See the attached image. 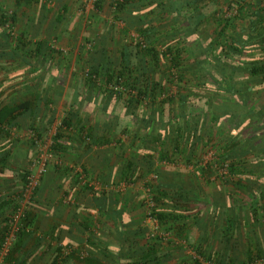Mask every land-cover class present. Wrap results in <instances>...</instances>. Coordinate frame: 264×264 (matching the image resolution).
Returning <instances> with one entry per match:
<instances>
[{"label": "trees", "instance_id": "trees-1", "mask_svg": "<svg viewBox=\"0 0 264 264\" xmlns=\"http://www.w3.org/2000/svg\"><path fill=\"white\" fill-rule=\"evenodd\" d=\"M20 1L39 2L41 26L47 21L46 14L52 11L49 6L53 5L47 2L54 4V0H17V3ZM215 1L110 0L113 24L115 21L122 24L119 29L110 25L112 31L117 30L121 36L119 41L122 43L118 41V49L114 50L118 54L114 59L111 50L107 49V40L110 42L114 35L104 28L100 37H104L105 42L95 45L92 50L98 58L91 65L88 63L82 88L80 83L67 86L64 81H59L57 84L64 93L68 109L61 125L68 130L76 124V137L88 144L111 145L113 150L121 149V140L127 136L131 139L128 149L136 156H120L123 166L119 179L134 185L136 180L148 176L144 188L153 201L149 216L157 221L159 229L178 235L177 238L198 258L212 264H253L256 259L264 260V246L256 230L252 231L264 220V0H229L228 15H218L212 5ZM103 2L105 0H95L93 10L96 8L95 11L101 12ZM60 8V16L57 14L54 22L58 25L68 9L66 2ZM145 9L148 11L143 12ZM210 23L213 27L209 31ZM6 24L13 32L16 19L13 14L2 11L0 6V26ZM45 33L46 39L33 44V49L27 47L32 42L27 45L28 38L23 33H17L14 38L4 32L1 36L8 42V48L16 41L11 48L13 57L20 50L26 53L25 56H42L46 61L54 51L48 44L52 32ZM156 73L165 75L162 81L155 77ZM255 97L262 100L261 105L254 101ZM41 101L45 100L39 98L36 102L29 100L0 106V127L17 128L16 118L21 116L20 112L31 114L37 108L35 103ZM80 114L87 118L94 115L97 133L85 128L82 119L78 118ZM108 121L105 133L100 135L102 123ZM49 124L41 130L31 127L27 132L40 139L42 133L48 131ZM129 127H133V131ZM65 137H70L67 131H55L49 148L53 157L65 148L59 142ZM135 140H139L138 145ZM198 142L213 148L212 159L200 167L198 175L205 183L214 175L223 186L230 188V195L224 194L221 204L213 199V209L207 215L212 228H215L216 219L220 220L217 225L222 244L220 252L208 248L209 243L202 233L192 242L185 232L186 223H201L196 215H191L194 209L188 203L197 200L198 195L190 190L195 189L198 182L192 174L177 169L174 163L178 159L186 162L185 165H194L192 161L197 162L199 156ZM29 143L35 145L34 139L30 138ZM248 144L251 147L246 149ZM4 159L2 157L0 161ZM155 162L164 166L158 168ZM105 163L110 167V159ZM167 166L173 168L166 169ZM80 168L87 180L81 187L91 190L88 183L95 180L86 168ZM137 168L139 171L135 172ZM46 172L40 177L30 204L40 191L41 179ZM28 173L26 171L21 176L22 191ZM73 177L74 182L80 184L77 174L73 173ZM238 195H242L240 199H237ZM140 205L143 208L142 221L136 227H122L119 211L108 214L116 228L115 242L112 239H92L90 230L86 247L82 240L78 246L57 242L50 252L54 255L48 264H73L70 259L76 253H85L82 258L78 256L88 264H169L168 258L180 246L171 240L150 237L148 228L143 225L146 207L143 202ZM17 208L18 204L7 221L5 218L7 225L0 233L1 248L8 234V221ZM21 221L23 227L15 239L30 233L31 210H26ZM88 223L87 219L83 220L80 228L88 232L91 229ZM241 225L252 236L246 241L245 259L237 261L235 247L230 246ZM121 228L124 230L118 231ZM108 233L111 235L113 230L103 226L100 234L106 236ZM66 252L70 254H64ZM88 253H97L100 258H92ZM187 259H180L175 264H198L193 257L191 261Z\"/></svg>", "mask_w": 264, "mask_h": 264}, {"label": "crops", "instance_id": "crops-1", "mask_svg": "<svg viewBox=\"0 0 264 264\" xmlns=\"http://www.w3.org/2000/svg\"><path fill=\"white\" fill-rule=\"evenodd\" d=\"M0 3L3 4L5 11L15 16L18 33L36 34L33 37L35 43L46 39L43 35L48 28V24L40 25L39 19L42 18V9H40L39 2L30 1L26 3L20 1L17 3V0H0ZM52 16L53 13L51 12L46 16V19L55 22L57 15L53 18ZM62 16L65 21L66 12ZM100 16L97 18H100ZM62 23L59 24L58 29L64 27ZM55 26L56 23H53V27ZM65 26L68 27L69 24ZM74 26L72 25L71 31ZM7 43L2 40L0 35V106L5 104L17 105L29 100L36 102L39 98L45 101L34 102L37 108L31 114L21 110L23 111L20 112L21 116L16 118V123L19 126L16 125L17 128H11V130H14L15 135L7 127L8 131L4 130V126L0 127L2 129L0 130V160L5 157L4 161H0V233L2 227L7 225L6 221L8 216L13 213L14 206L16 207L18 204V197L22 191L21 176L26 172L27 169L25 168L30 160L31 148L29 141L23 137L22 133L27 132L31 127L41 130L50 123V127L55 125V130L67 131L70 137H65L59 141L61 146L65 148L55 156L54 162L49 164L46 175L41 179L40 191L34 197L35 200L29 204L31 207L28 205L32 217L31 232L14 239L15 241L11 243V245L14 244L13 246L0 247V264H46L48 258L53 257L54 253L50 252L57 246V242L77 244L82 240L85 246L86 237L91 233L90 230L96 238L102 240L112 239L115 242L116 228L108 214L119 211L122 227L124 225L136 227L142 221L143 208L140 203L143 197H141V194H144V182H146L148 176L142 180H136L134 185L121 182L119 179L123 166L120 162V156L122 154L124 158L136 156L135 152L128 149L131 139L127 136L123 137L121 140L123 142L122 148L119 149L118 147V149L113 150L111 145L88 144L76 137V124L66 130L61 125V121L68 109L64 102V93L62 94L60 86H57V84H59V81H64V83L67 82V86H71L80 83V81L74 79L73 74L68 75L67 79L65 78L67 74L62 73L60 75L56 69L59 70L64 67L61 63L58 64L60 67L57 68L47 63L50 66L52 65L54 71L51 72L52 75H49L46 72V66L48 65H46V61L42 56L31 59L29 56H25V52L17 50L18 55L13 57L11 48L14 45L11 43V48H8ZM107 49L109 50V47ZM5 55L6 57H4ZM39 73L42 74L39 75ZM36 86H38L37 89H35ZM78 118L82 119L81 121L86 129L97 133L96 123L90 115L87 118L85 114H80ZM109 123V121L102 123L99 131L100 135L105 133V128ZM129 130L133 131V127H129ZM83 142L86 144H83ZM138 144L139 140H135V145ZM108 159L111 162L110 167L105 166ZM155 165L158 168L164 166L158 162H155ZM77 166H83L88 170L92 179L95 180L93 181L96 183L94 188L92 186L91 190L82 188L74 182L72 171ZM166 169L171 168L166 167ZM138 171L137 168L135 172ZM187 173L190 174L191 171ZM192 175L195 177L193 173ZM196 181H201L204 184V180L198 174L196 175ZM209 184L213 186V191L210 190V186L201 188V184H198V187L196 186L192 191L190 190V193L198 195L197 200L188 202L191 204L190 208L193 207L194 209L191 215H196L201 223L197 225L191 222L186 223L187 229H185V232H188V239L192 242L196 241L197 236L202 233L201 235L206 236L207 243H209L208 248L211 247L210 250L220 252L222 244L219 239V230H217L220 220L216 219L215 228H212L211 224H208L207 215L213 209L211 203L217 199L221 204L224 201V194L225 196L230 195V188L226 186L221 188L212 182ZM226 200L229 204V199ZM215 210L219 211L218 208ZM198 211L200 212L198 213ZM5 218H7L6 221ZM86 219L91 226V229L88 232L86 231L87 233L80 228L81 222ZM213 221L211 222L213 223ZM117 225L120 226L119 223ZM143 225L148 227L145 222ZM103 226L113 230V233L111 235L108 233L106 236L103 234L97 236L98 231L94 232L93 227L103 228ZM123 230L124 228H121L118 231ZM171 234L178 236L174 233ZM235 236L236 234L233 235L232 240L235 239ZM92 239L94 238L92 237ZM245 248H247L246 242ZM174 253L168 258L169 263H176L180 259L187 258V256H182L173 259L176 256ZM224 253H227V251ZM89 254L92 258H100L97 253Z\"/></svg>", "mask_w": 264, "mask_h": 264}, {"label": "rangeland", "instance_id": "rangeland-1", "mask_svg": "<svg viewBox=\"0 0 264 264\" xmlns=\"http://www.w3.org/2000/svg\"><path fill=\"white\" fill-rule=\"evenodd\" d=\"M109 1L110 0H105V2H103L104 7L102 8L101 12L97 13V12H95L96 8L94 10L92 8L89 10H85L86 4H84L83 0H54L53 7L51 6V8H50V10H52L53 12L49 11L46 14V16H47L48 14H51V12H52L53 13L52 18L57 15L56 14L57 12L59 15V13H61V11H60L61 5L66 2L68 9L66 11L65 21L64 20L62 21L63 22L62 25L64 26L63 28L58 29L57 27L59 25H57V24L55 27H53V23H54L53 20L49 19V21H48V18H47V21L44 23V24H48V27H49L45 31L50 30V32H52L51 37H49L48 44H49V47L54 51L53 53H51V56L46 60V65H48L47 63H50L53 65V67L57 68V67H60L58 64L61 63V65L64 67L60 68L59 70L56 69V71H58L60 75H62V73L64 75L67 74V76L65 77L66 79H67L68 75L73 74L74 75L73 78L77 79V81H80L81 88L83 86V80H84L86 72L88 70V63H90V65H91L92 61L98 58V54L97 53L92 54V50L95 49V45L98 44V46H99L100 42H105V40H103L104 37H100L101 33L103 32V29L107 28L114 35V37L110 39V42L107 40V47H109V50H111L114 59L116 58V56L118 54V52H114V50L118 49V46H119L118 43L119 42H120V44L122 43L121 40L119 41L121 36L118 35V31L115 30L113 32L111 27H110V25L113 24V18H112V7L110 6ZM228 4H229V0H216L212 5H214V8L216 9V11H218V15L224 14V13H226L228 15V14H230V12L227 9ZM0 6L2 8V11H5L2 3H0ZM148 9L143 10V12H147ZM5 12H7V11H5ZM92 13H94L96 15H93ZM98 15L99 16L101 15L100 18H97V17H99ZM130 17L134 18L135 16H130ZM115 23L113 25L115 27H117V29L121 28V26H122L121 23L116 22V21H115ZM67 24H69L68 27L65 26ZM72 25H75V26H74L73 30L71 31L70 29H71ZM209 25H210V27H209V31H210L211 26L213 27V23H210ZM9 29H10V27L7 24L0 26V31H1L0 35L3 34V32L8 33V34L10 33L11 36L14 38L16 36V34L18 33V31L16 30L17 29L16 24H15V29H13V32L10 31ZM45 31H44L43 36L46 38L47 36H46ZM130 34H132V36L135 35V33L133 31H131ZM25 35L28 38V40L26 41V44L30 45V43L32 42L31 46H27V47H30V49H33V44H35V42L33 41V37L36 36V34L30 33V34H25ZM40 36H42V35H40ZM88 41L90 43H88ZM11 43L14 45V43H16V41L11 42ZM157 48H159V47H157ZM4 57H6V55ZM38 57L39 56H31L30 58L35 59ZM52 65L46 66L49 74L53 71ZM41 74L42 73H39V75H41ZM156 74L157 75H155V77L160 81H162L163 77H165V75H162L160 73H156ZM37 88H38V86L35 87V89H37ZM254 101L256 103H260V105L262 103V100L257 99L256 97H255ZM91 117H92L91 119L94 121V115H92ZM56 121H57V119H56ZM50 125L48 126V131L43 132L42 137H40V139H38L39 144L34 145V144H30L28 142L29 146L31 148V152H30V160L28 162V165H26V168H25L27 170H25V171H29V169H32L33 168L32 161H34L42 152H46V150H48L50 148L49 146L52 144V136L55 134V131H56L54 128L55 125L54 126L52 125L51 127H50ZM4 130L8 131V129H5V128H4ZM9 130L13 133V135H15L14 130H11V129H9ZM22 134H23V137H25L27 139V141H29V139L32 137L31 134L26 132V131L23 132ZM198 143L199 144L197 145L198 146L197 152H198L199 156L197 157V162H195L194 160L192 161V163L194 165H192L191 163L185 165L186 162H184L183 160L179 161L178 159L174 163V166H177L176 167L177 169H181L183 171L187 170V172L191 171L190 174L193 173L195 175V178H196V175L198 173H200V167L204 166V163H207L213 157V148H211L209 146H203L201 144V142H198ZM247 147L250 148L251 144H248V146L246 145V149H247ZM54 158L55 157H53V159L49 162V164L54 162L53 161ZM167 167H170L171 169L173 168L171 166H167ZM35 170H36V168L33 169V171H35ZM39 182H40V179H39ZM91 182H93V181H91ZM196 182H198V181H196ZM210 182H212L213 184H216L217 186H220L221 188L224 187L218 179L216 180L214 175L211 177V180H209L208 183L204 182V184H202V182L199 181L197 183V185L201 184L200 185L201 188L202 187L205 188V187L210 186V190L213 191V186L211 184H209ZM93 183L96 186V183L95 182H93ZM79 185L82 186L81 183ZM145 196H146L145 192H144V194H141V197H143V201H141V202H143L144 205H145V203H144ZM241 196L238 195L237 199H240ZM144 208H145V206H144ZM28 209L30 210V208H28ZM146 225L148 226L147 228L150 229V225L148 223H146ZM101 229H102L101 227H93L94 232L98 231L97 236L101 235L100 234ZM254 230H256L257 235H259L260 243L264 246V220H262V223H260L259 227L256 226V228L252 229V231H254ZM29 232H31V227H30ZM159 232L166 233L165 231H162L161 229H159ZM250 236H252V235H250L249 231H247V228H245L243 225H241V229L240 230L237 229V231H236L235 239L231 241L230 247H232V246L235 247L234 249L237 253L238 261H242L245 258V255H243V253L246 252L245 242L248 241ZM92 237L97 240V238L94 235ZM167 237H168V240H171L174 242V244L180 246L179 250L175 251L174 254L176 256H174L173 259H177V258H180L182 256H185V257L187 256L188 257L187 261H191L190 259L193 257V258L197 259L198 264H204L206 262L211 263V262L206 261L204 259L198 258V255L194 254L192 252V250L189 249L185 243H183V241H181V240H179V238H177L178 236L176 237L170 233V234H167ZM77 246H78V244H77ZM210 249H211V247H210ZM187 253H192V254L188 255ZM78 255H79L78 253H77V255L76 254L72 255L73 257H71L70 260L73 262V264H88L86 260L80 259ZM51 258L52 257H50V259L48 258L46 264H48L51 261ZM169 264H175V262H170ZM189 264H191V262H189ZM253 264H264V260L263 259H256V262H254Z\"/></svg>", "mask_w": 264, "mask_h": 264}, {"label": "built area", "instance_id": "built-area-1", "mask_svg": "<svg viewBox=\"0 0 264 264\" xmlns=\"http://www.w3.org/2000/svg\"><path fill=\"white\" fill-rule=\"evenodd\" d=\"M85 5V10L93 9V3L95 0H83ZM48 5H52V2L48 1ZM11 31V30H10ZM32 136V135H31ZM35 141V145L39 144L38 139H36L34 136L31 137ZM50 147V146H49ZM53 159V155L50 153V150H46V152H42L34 161H32V169H29L28 175L25 177V183L22 191L21 200L18 203L19 208H17L15 215L12 216L8 223V234L5 238V241L3 243V247L7 248L15 239V235L18 232L20 228H22L23 221H21L26 214V210L28 209V205L30 204V201L33 197V192L35 191V188L39 184L40 177L46 172L47 165H49V162ZM36 168L35 171L33 169ZM224 170V169H223ZM222 173H225V171H221ZM73 173L77 174L79 182L84 185L87 180L85 178V175L82 172V169L80 166H77L73 169ZM154 178V177H152ZM88 185L91 187H95L92 182H89ZM145 207H146V216H145V223H148L150 225V229H148L150 237H157L160 238L163 241H167L168 237L166 233L159 232V225L157 221L150 217L149 213L151 208L153 207V201L151 199L150 194H148L147 190H145ZM68 252V251H67ZM64 253L66 255L70 253ZM79 256L82 258L85 256V253H79ZM204 264H212V263H204Z\"/></svg>", "mask_w": 264, "mask_h": 264}]
</instances>
